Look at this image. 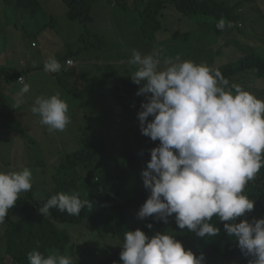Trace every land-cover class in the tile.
Masks as SVG:
<instances>
[{"label":"trees","instance_id":"16d2710c","mask_svg":"<svg viewBox=\"0 0 264 264\" xmlns=\"http://www.w3.org/2000/svg\"><path fill=\"white\" fill-rule=\"evenodd\" d=\"M62 1L66 5V15L69 20H80L81 17L83 18L81 23L84 25L93 21L90 10L96 0ZM105 1H110L123 11L130 10L127 7L139 5V0ZM140 1L144 6L135 7L137 12L135 23L123 22L113 28L111 33L108 34L105 31L106 37L112 34L127 35L138 31L142 38L148 40L165 35L183 34L184 41H187L186 34L190 33V30H196L199 43L205 45L208 51L210 61L207 64L218 69L223 77L228 79L230 85L239 84L240 81L246 85H241L245 90H248V87L253 88L259 98L264 100L263 13L260 14L261 17L248 20L249 17H245L243 12L244 7H239L244 3L241 1L235 3L231 0ZM255 1L253 0L252 4ZM3 4L11 10L22 9L32 17L41 9L38 0H3ZM169 7L178 9L179 19H187L192 25L186 29H180L175 14L161 20L165 15L162 10ZM203 17L207 21H204ZM220 18H224L226 24L231 21L233 27H225L224 30L217 29L216 23ZM165 21L171 22L173 27L170 32L162 34L166 31L163 25ZM241 24L242 26H239ZM88 32H81L79 40L85 38ZM221 40L222 44L219 43ZM97 44V46L91 45L90 47L81 46L74 52L58 56L57 60H62L65 64V60H72L74 56L91 55L110 61L111 56L108 50L112 48L113 43L98 34ZM101 44H103L102 47H100ZM169 45L178 46L179 43L174 41ZM207 54H205V49H202L201 56ZM30 72L29 64L17 67L0 66V78L5 81L4 88H16L18 92L23 85L18 84L17 78L23 76L24 83L30 85L28 82ZM60 73L67 74L66 65L61 67L60 72L51 74ZM107 80L111 83L112 95L118 103L116 111L122 112V115L127 118L126 126L132 140L128 141L126 138L128 136L126 128L119 126L111 136L113 142L110 146L111 140H106L94 126L96 116L100 111L96 107L98 91ZM259 86L261 89L258 88ZM62 87L61 93L57 90L47 95L61 94L67 100L76 101L77 104L71 109L70 117L73 122L80 119L81 128L74 133L72 140L63 143V155L60 158L57 156L51 168H47L49 178L52 179L50 189L39 194L32 184L30 191L19 195L16 202L18 207L13 213L14 218L6 219L0 232V264H29L28 254L34 250L41 252L45 257L52 254L71 255L79 251V246L72 242L70 235L60 229V223L85 224L86 233L90 237L87 244L92 250L91 264H123L120 260V252L124 242V233L132 226H139L138 229L144 231L149 238L157 232L173 235L182 243L185 250L190 249L197 256L203 254L205 264H249V260L253 257H246L242 253L235 236H229L224 231L223 225L227 222L220 221L216 216L210 223L220 229L219 234L205 237H198L186 228L179 229L175 223V214L169 217L167 223L154 217L138 218L140 207L150 195L144 187L141 172L146 169L151 159L150 150L160 143L159 140L152 141L150 137L137 132L135 120L140 124L137 114L141 110V102L145 99L143 96L136 95L140 85L122 77L117 71L108 70L101 76L88 79L80 93H77L79 84L76 78ZM28 93L20 97L21 100L15 101V108ZM1 97H3L2 94H0V105L2 104ZM6 108L9 110L7 105ZM108 112L111 113V111ZM0 119H2L0 130L7 133L19 132L21 136H26L24 135L25 124L20 125L16 114L11 117L10 113L0 110ZM151 119L152 117H149V120ZM2 134L0 138L2 141L6 137L9 138L6 133ZM27 138L30 142H37L30 135H27ZM101 139H105L106 142L102 143ZM72 144H77V146L71 147ZM244 191L250 199L255 201L254 209L245 216L237 218L236 222L243 219L251 222L253 218H264V167L260 169L256 178L246 185ZM60 192L69 195L79 193L81 199L90 200L91 209L85 207L77 216L66 212L61 213L57 209H50L49 215L42 214L39 211L40 207L52 195ZM148 224L152 227L149 228ZM109 237H112L113 241H118L120 245L118 249L113 246L117 244L116 242L105 241L106 246L101 244V239Z\"/></svg>","mask_w":264,"mask_h":264},{"label":"clouds","instance_id":"9594fccd","mask_svg":"<svg viewBox=\"0 0 264 264\" xmlns=\"http://www.w3.org/2000/svg\"><path fill=\"white\" fill-rule=\"evenodd\" d=\"M216 27L224 30L233 23L220 18ZM38 59H42L39 63L44 72H60L62 65L55 56ZM36 63L30 67L34 78ZM163 63L161 68L158 50L142 54L134 49L128 60L131 80L140 85L136 95L145 98L137 114L140 132L160 142L150 150L151 159L141 172L150 195L138 218L154 217L167 223L175 214L179 229L205 237L219 234L220 229L210 223L216 216L227 222L224 231L235 236L242 253L253 257L249 264H264V218L236 222L254 209L255 201L244 190L264 167V100L239 84L230 85L206 62L182 60L177 55ZM17 82L23 85L19 96L30 91L23 76ZM31 111L49 131H63L70 123L68 104L59 94L37 97ZM32 179L27 167L0 171V224L19 195L31 190ZM85 207L91 209L89 199L60 192L39 211L46 216L50 209H57L77 216ZM121 248L123 264H205L203 254L185 250L173 235L161 232L149 238L140 229L127 230ZM28 260L29 264H74L66 254L45 257L35 250Z\"/></svg>","mask_w":264,"mask_h":264},{"label":"rangeland","instance_id":"374dc122","mask_svg":"<svg viewBox=\"0 0 264 264\" xmlns=\"http://www.w3.org/2000/svg\"><path fill=\"white\" fill-rule=\"evenodd\" d=\"M38 1L41 4V9L32 17L22 9L11 10V8L3 4V0H0V64H6L5 67H12L14 61L19 58H25L31 61L32 59L44 57L46 54H52L57 59L58 56H63L68 52H74L81 46H97L98 34L113 43L112 48L108 50L111 56L110 61H105L104 59H99L91 55L74 56L72 58L73 65L68 66L66 64L67 74H49L44 72L41 69V63L37 62L34 71L35 78L31 79L30 76L28 77L31 90L26 95V98L16 105V108V88L10 92V95L6 94V89L4 88L5 81L0 78L2 82L0 84V94L3 95L1 97L2 104L0 105V110L5 113H10L11 117L16 114L20 125L25 124L26 128L24 129L26 131L24 135L26 136H21L19 132L7 133L0 130V138L3 136L2 133H6L7 136L9 135V138L6 137L3 141L0 139V171H20L24 167L29 168L33 174L32 184L34 185L35 191L41 194L43 191L49 190L52 185V179L49 178L47 168H51L57 156L60 158L63 155V143L73 139L74 133L80 130L82 121L79 119L77 122H73L70 117L71 109L77 102L67 100L60 94V98L68 104L70 123L63 131H49L47 126L40 123L39 115L31 111L37 97H50L47 94L57 90L61 93L63 91L62 85H68L69 81H73L75 78L79 84L77 93H80V90L84 88V84L88 79L101 76L108 70L117 71L122 77L132 81L128 60L131 58L134 49L140 51L142 54H149L154 50H158L161 59V68L164 67L163 61L166 58L175 59L177 55L182 60H191L196 63H208L210 58L207 54L206 46L199 43L196 30H190V33L186 34L187 41H184L183 34L176 36L165 35L148 40L142 38L138 31L127 35L116 36L112 34L106 37V32L108 34L111 33L113 28L118 27L123 22L135 23L137 19L135 7L144 6L140 0L139 5L127 7L130 9L127 11L115 7L110 1L96 0L90 10L93 21L85 25L81 23V20H83L81 17L80 20L75 21L67 18V8L62 0ZM128 1L131 2L132 0ZM239 1L244 3L239 7H244L243 12L245 17H249L248 20L261 17V13L264 14V0H256L254 4H252L253 0H231V2L235 3ZM255 7L260 8L257 9ZM162 12H165V15L161 20H165L166 17L175 14V19L180 29H186L192 25L191 21L187 19H179L177 14L179 11L178 9L175 10L174 7H169L162 10ZM202 19L207 21L204 17ZM208 21L212 22V20ZM163 25L166 31L162 32V34L170 32L173 27L169 21H165ZM239 26H242V24ZM86 31L89 32L80 41V33ZM174 41H177L179 45L170 46L169 44ZM32 42L37 46H31ZM102 46L103 44L100 45V47ZM202 49H205V54L207 55L201 56ZM214 61H217V59H214ZM58 62L62 66L65 65L62 60H58ZM239 84L244 85L240 81ZM258 88L261 89L260 86ZM248 90L259 98L253 88L248 87ZM91 92L93 93V91ZM93 96L96 98L94 93ZM97 97L98 102L96 107L100 111L96 116L94 126L98 128L106 140H111L109 146L113 142L111 136L119 126L126 128L128 134L126 138L128 141H132L126 126L127 118L122 115V112L116 111L118 109V103L112 95L109 80L104 85H101ZM6 105L9 107V110L6 108ZM108 111H111V113ZM135 124L137 132L140 134V124L136 120ZM27 135L32 136L37 142H30ZM105 139H101L100 141L105 143ZM75 146L77 144L71 145V147ZM40 163L43 164L41 165ZM17 207L18 204H15L9 209L5 221L6 219L14 218L13 213ZM3 224H0V232ZM59 227L70 235L72 242L79 246V251L68 255L73 259L74 264H91L92 250L87 244L90 237L86 233L85 224L60 223ZM138 228L139 226H132L130 230L134 231ZM101 241L103 246H106L104 242L108 241L116 242L117 244L113 245L116 249L120 247L118 241H113L112 237L101 239Z\"/></svg>","mask_w":264,"mask_h":264},{"label":"crops","instance_id":"0c3cea01","mask_svg":"<svg viewBox=\"0 0 264 264\" xmlns=\"http://www.w3.org/2000/svg\"><path fill=\"white\" fill-rule=\"evenodd\" d=\"M48 59H46L45 60V62L47 61ZM39 61H42V59H32L31 61H28L27 59H25V58H20V59H16L15 61H14V64L12 65L13 67H17L18 66V64H20V65H22V63L23 64H25L26 63V65L27 64H29V66L30 67H33V65H34V63L35 62H39ZM0 66H6V64H0ZM29 76L31 77V78H34V75H31V74H29ZM30 89H31V86H30ZM13 90V88H11L10 90H9V87L6 89V91H5V93L6 94H8V95H10V92ZM20 97H23V96H19L18 95V91L16 90V93H15V101H18V100H21L22 98H20Z\"/></svg>","mask_w":264,"mask_h":264},{"label":"built area","instance_id":"2783aa9c","mask_svg":"<svg viewBox=\"0 0 264 264\" xmlns=\"http://www.w3.org/2000/svg\"><path fill=\"white\" fill-rule=\"evenodd\" d=\"M32 45H34V43H32ZM68 65V66H71V65H73V61L71 60V59H67V60H65V65ZM22 65H23V63H22ZM18 79H19V77H18Z\"/></svg>","mask_w":264,"mask_h":264}]
</instances>
